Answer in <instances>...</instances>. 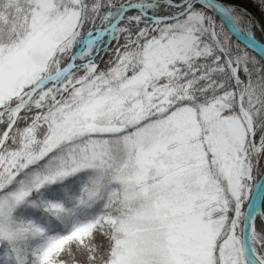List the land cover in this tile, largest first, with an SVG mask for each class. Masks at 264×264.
Returning <instances> with one entry per match:
<instances>
[{
	"label": "snow or ice",
	"instance_id": "obj_1",
	"mask_svg": "<svg viewBox=\"0 0 264 264\" xmlns=\"http://www.w3.org/2000/svg\"><path fill=\"white\" fill-rule=\"evenodd\" d=\"M261 168L233 0L0 5V264H264Z\"/></svg>",
	"mask_w": 264,
	"mask_h": 264
},
{
	"label": "rangeland",
	"instance_id": "obj_2",
	"mask_svg": "<svg viewBox=\"0 0 264 264\" xmlns=\"http://www.w3.org/2000/svg\"><path fill=\"white\" fill-rule=\"evenodd\" d=\"M5 2V0H0V5H3V3ZM233 3L235 5H243L246 9L249 16H251V18L253 19L252 22H253V32H254V29H257L258 32L260 33L261 35V38H262V35L263 33L260 32V28H259V25L258 24H262V29L264 31V19H263V16L261 15V12L258 11L253 5H252V1L250 0H246V4L239 1V0H233ZM9 11L15 15V5L9 9ZM240 27L244 30V31H247V27L246 25L242 22ZM255 36L257 37L256 33H254ZM258 38V37H257ZM260 39V38H259Z\"/></svg>",
	"mask_w": 264,
	"mask_h": 264
},
{
	"label": "water",
	"instance_id": "obj_3",
	"mask_svg": "<svg viewBox=\"0 0 264 264\" xmlns=\"http://www.w3.org/2000/svg\"><path fill=\"white\" fill-rule=\"evenodd\" d=\"M258 25L260 28V32L263 33V35H262V40L258 39L257 37H256V39L258 41H260V47H264V31L262 29V24H258ZM234 38L237 40L236 37H234ZM237 41L240 42L241 44H243L244 43V37L241 36L240 40H237ZM261 173H262L261 176L254 183L255 185L252 188V191L250 194L253 199H257V198L263 199V197H264V187H261L259 190L257 188L258 185H264V170Z\"/></svg>",
	"mask_w": 264,
	"mask_h": 264
},
{
	"label": "trees",
	"instance_id": "obj_4",
	"mask_svg": "<svg viewBox=\"0 0 264 264\" xmlns=\"http://www.w3.org/2000/svg\"><path fill=\"white\" fill-rule=\"evenodd\" d=\"M250 1H252V5L258 10V11H260L259 10V7H258V5L255 3V0H250ZM263 19H264V16H263ZM254 33H256V35H257V37L258 38H261V35H260V33L258 32V30L257 29H254ZM232 39H233V41H234V43H240V42H238L234 37H232ZM241 44V43H240ZM241 46H243V44H241ZM264 170V168H261V169H257L254 173H253V175H252V177H251V179L248 181V184H249V186H250V188H251V191H252V188L254 187V183L257 181V179L261 176V172ZM251 194V192L249 193V195ZM251 196V195H250ZM262 200H264V197H263V199Z\"/></svg>",
	"mask_w": 264,
	"mask_h": 264
},
{
	"label": "bare ground",
	"instance_id": "obj_5",
	"mask_svg": "<svg viewBox=\"0 0 264 264\" xmlns=\"http://www.w3.org/2000/svg\"><path fill=\"white\" fill-rule=\"evenodd\" d=\"M240 1L246 4V1L245 0H240ZM236 7L239 8L241 10V12H244V13H247L248 14V12L246 11V9H245V7L243 5L242 6L241 5H236ZM248 17L251 18V16H249V15H248Z\"/></svg>",
	"mask_w": 264,
	"mask_h": 264
}]
</instances>
